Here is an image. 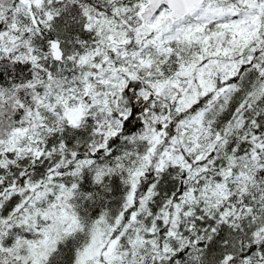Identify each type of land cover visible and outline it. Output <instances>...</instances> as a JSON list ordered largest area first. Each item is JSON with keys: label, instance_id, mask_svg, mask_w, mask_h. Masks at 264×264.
Returning a JSON list of instances; mask_svg holds the SVG:
<instances>
[{"label": "snow or ice", "instance_id": "snow-or-ice-1", "mask_svg": "<svg viewBox=\"0 0 264 264\" xmlns=\"http://www.w3.org/2000/svg\"><path fill=\"white\" fill-rule=\"evenodd\" d=\"M0 264H264V0H0Z\"/></svg>", "mask_w": 264, "mask_h": 264}]
</instances>
